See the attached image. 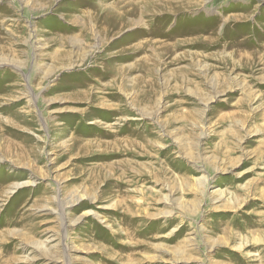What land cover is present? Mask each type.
<instances>
[{"label": "rangeland", "instance_id": "obj_1", "mask_svg": "<svg viewBox=\"0 0 264 264\" xmlns=\"http://www.w3.org/2000/svg\"><path fill=\"white\" fill-rule=\"evenodd\" d=\"M0 264H264V0H0Z\"/></svg>", "mask_w": 264, "mask_h": 264}]
</instances>
